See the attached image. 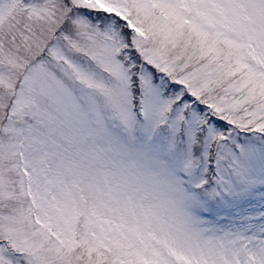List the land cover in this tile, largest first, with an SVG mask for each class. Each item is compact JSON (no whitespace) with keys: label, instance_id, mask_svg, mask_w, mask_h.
I'll use <instances>...</instances> for the list:
<instances>
[{"label":"rangeland","instance_id":"374dc122","mask_svg":"<svg viewBox=\"0 0 264 264\" xmlns=\"http://www.w3.org/2000/svg\"><path fill=\"white\" fill-rule=\"evenodd\" d=\"M0 264H264V0H0Z\"/></svg>","mask_w":264,"mask_h":264}]
</instances>
